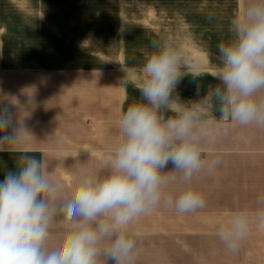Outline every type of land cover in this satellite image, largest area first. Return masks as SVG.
<instances>
[{"label":"clouds","instance_id":"1","mask_svg":"<svg viewBox=\"0 0 264 264\" xmlns=\"http://www.w3.org/2000/svg\"><path fill=\"white\" fill-rule=\"evenodd\" d=\"M228 32L215 54L217 83L201 96L197 72V98L182 103V48L170 39L151 42L139 99L120 113L105 169L79 176L70 192L44 160L19 156L0 181V264H134L141 217L160 207L181 215L206 207L194 178L221 164L206 145L231 125L264 126V0H248ZM20 131L9 107H0V151L20 143ZM178 177L182 187L170 190ZM226 216L217 236L236 252L253 225L264 229V194L255 208Z\"/></svg>","mask_w":264,"mask_h":264},{"label":"crops","instance_id":"2","mask_svg":"<svg viewBox=\"0 0 264 264\" xmlns=\"http://www.w3.org/2000/svg\"><path fill=\"white\" fill-rule=\"evenodd\" d=\"M131 2L118 0L119 6L125 10ZM139 2L142 22H150L145 20V9L147 15L150 13L156 18L151 22L165 21L160 18L164 17L162 14L168 4L160 0ZM247 3L248 0H172V11L167 15L172 19L167 21L173 24L174 39L192 41L191 49L193 41H205L202 51L196 50L203 62L198 65L194 58L188 57L185 77L177 88L181 103L197 98L196 82L202 86L201 96L209 85L217 83L212 78L217 67L214 46L218 43L214 42L229 39V22L244 10ZM32 7L36 9L35 5ZM131 21L127 15L120 16L122 24ZM4 41V32L0 30V71L5 66ZM100 71L67 69L64 75L75 79L61 84L65 95L54 96V85L47 78L50 71H37L31 66L18 70L23 77L19 75L17 83H13L18 87L13 100L20 105L14 109V115L17 127L21 126L22 140L8 146L7 151H0L14 153L13 170L20 155H33L44 160L52 178L62 180L70 192L79 176L105 169L110 151L119 138L117 122L120 113L139 99L138 88L143 76L136 77L135 81L128 80L124 89L118 91L115 84L110 86L102 78ZM197 72L200 75L194 82ZM41 73L43 77L38 84L37 74ZM102 85L109 94L100 99L98 92ZM0 86H4V82ZM3 100L4 96L0 95V103ZM60 143L63 151L57 153L54 149ZM206 147L213 157L218 156L221 160L217 168L211 172L202 171L193 181L203 193L206 207L184 215L160 207L141 217L136 224L140 237L134 264H264V229L253 225L236 252H230L217 236L218 226L227 219L226 213L242 206L255 208L258 196L264 194V126L231 125L227 135L220 136L216 143ZM181 187L178 177L170 190Z\"/></svg>","mask_w":264,"mask_h":264},{"label":"rangeland","instance_id":"3","mask_svg":"<svg viewBox=\"0 0 264 264\" xmlns=\"http://www.w3.org/2000/svg\"><path fill=\"white\" fill-rule=\"evenodd\" d=\"M139 1L132 0L125 10L118 0H0V30L5 36V66L0 71V83L4 82L0 95L4 100L0 107L8 106L14 114V109L20 106L13 100L18 92L13 83L20 78L18 70L28 66L37 71H50L47 78L52 81V95L56 96L65 95L64 87H60L62 83L75 79L64 75V71L78 68L100 69L102 78L110 86L115 84L118 91L123 90L128 80L143 76L142 67L152 51L151 42L157 39H170L178 44L186 63L188 57L194 58L198 65L203 62L196 50L202 51L204 40L193 41L191 49L192 41L174 39L173 24L167 21L172 19L167 16L172 11V0H160L168 4L164 17L160 18L165 20L162 23L151 22L156 18L150 13L147 15L146 9L145 20L150 22H142ZM126 15L132 21L122 24L120 16ZM123 36L125 39H121ZM214 47L217 52V44ZM42 77V73L37 74L38 84ZM106 93L102 85L98 92L100 99ZM13 154L0 152V181L7 170H13Z\"/></svg>","mask_w":264,"mask_h":264}]
</instances>
